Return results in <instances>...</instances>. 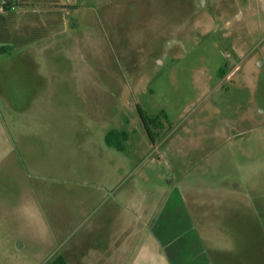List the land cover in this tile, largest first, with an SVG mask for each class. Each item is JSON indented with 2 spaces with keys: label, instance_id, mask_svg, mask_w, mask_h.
<instances>
[{
  "label": "rangeland",
  "instance_id": "374dc122",
  "mask_svg": "<svg viewBox=\"0 0 264 264\" xmlns=\"http://www.w3.org/2000/svg\"><path fill=\"white\" fill-rule=\"evenodd\" d=\"M12 1L17 28L46 32L15 51L48 75L47 118L66 137L46 182L153 192L173 176L191 199L237 203L239 244L220 245L233 264H264V0ZM138 107L167 115L153 141ZM111 130L127 133L123 150L106 144Z\"/></svg>",
  "mask_w": 264,
  "mask_h": 264
},
{
  "label": "crops",
  "instance_id": "0c3cea01",
  "mask_svg": "<svg viewBox=\"0 0 264 264\" xmlns=\"http://www.w3.org/2000/svg\"><path fill=\"white\" fill-rule=\"evenodd\" d=\"M14 52L0 54V264L235 262L220 243L239 244L237 203L191 199L173 176L153 192L104 177L91 186L47 183L51 153L65 155L64 127L47 118L48 75ZM170 139L157 144L160 165Z\"/></svg>",
  "mask_w": 264,
  "mask_h": 264
},
{
  "label": "trees",
  "instance_id": "16d2710c",
  "mask_svg": "<svg viewBox=\"0 0 264 264\" xmlns=\"http://www.w3.org/2000/svg\"><path fill=\"white\" fill-rule=\"evenodd\" d=\"M49 2V3H48ZM51 2H55L54 0L47 1V7L55 6L54 3L50 5ZM4 12L0 13V54L1 55H10L15 50L20 47L26 46L29 43L34 42L38 38H43L46 34L42 33L40 36L37 35L36 27L33 25L32 20L30 22L22 23L19 28L16 25V14L14 13V9L16 8L14 1L7 0L4 4ZM51 12V11H49ZM49 14V13H47ZM48 24H56L59 21L50 19L47 20ZM38 36V37H35ZM19 39V41H18ZM138 113L140 119L146 128L151 140L153 141L152 131L150 127L162 128L163 124L160 122V119L163 118L167 120V115L164 111H161L157 116L151 117L149 116L142 108L138 107ZM128 137L125 131H116L113 130L106 135V143L109 146H113L118 150H123L124 147L122 145L121 140H126Z\"/></svg>",
  "mask_w": 264,
  "mask_h": 264
}]
</instances>
